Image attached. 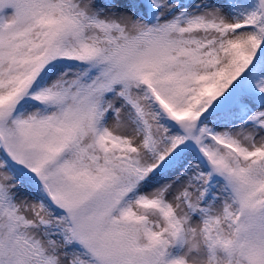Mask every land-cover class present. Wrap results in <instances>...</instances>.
Masks as SVG:
<instances>
[{"label": "snow or ice", "instance_id": "1", "mask_svg": "<svg viewBox=\"0 0 264 264\" xmlns=\"http://www.w3.org/2000/svg\"><path fill=\"white\" fill-rule=\"evenodd\" d=\"M0 264H264V0H0Z\"/></svg>", "mask_w": 264, "mask_h": 264}]
</instances>
